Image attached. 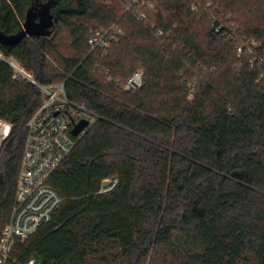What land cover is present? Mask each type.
Wrapping results in <instances>:
<instances>
[{
  "label": "trees",
  "instance_id": "1",
  "mask_svg": "<svg viewBox=\"0 0 264 264\" xmlns=\"http://www.w3.org/2000/svg\"><path fill=\"white\" fill-rule=\"evenodd\" d=\"M47 2L51 35L0 45L4 60L40 85L64 83L70 101L102 120L48 181L64 204L7 264H264V0H156L127 13L125 0H0V31L16 34ZM113 25L123 35L106 56L90 53L89 32ZM4 60L0 239L24 128L41 104ZM138 70L141 88L124 92ZM111 178L117 188L100 194Z\"/></svg>",
  "mask_w": 264,
  "mask_h": 264
},
{
  "label": "built area",
  "instance_id": "2",
  "mask_svg": "<svg viewBox=\"0 0 264 264\" xmlns=\"http://www.w3.org/2000/svg\"><path fill=\"white\" fill-rule=\"evenodd\" d=\"M156 0H125L124 13L134 8L153 10ZM198 10V5L193 11ZM138 21H143L145 15H140ZM123 35L115 25L110 28L95 29L89 32L88 46L90 53L101 51L106 56L112 43ZM159 32L157 36H161ZM249 44V43H248ZM242 53V47L238 48ZM0 59L4 60L0 51ZM255 54L249 60V67L256 65ZM13 71V79H22L35 85L41 94V104L35 114L25 125L26 137L23 155L16 183L14 203L8 223L5 225L0 239V264H7L15 244L23 242L36 233L39 228L50 223L64 204V199L49 185L52 174L65 162L75 148L78 140L102 118L83 105H78L68 99L64 83L54 86L38 84L17 62L4 60ZM260 61H264L260 59ZM143 82V71H136L122 87L124 92L138 91ZM193 87V85H192ZM192 94L189 95V98ZM87 122L86 128L73 137L71 131L80 122ZM6 126L4 135L8 136L10 125ZM100 194L115 190L119 184L117 178L104 180ZM14 237H20V241ZM29 264H34L30 262Z\"/></svg>",
  "mask_w": 264,
  "mask_h": 264
},
{
  "label": "water",
  "instance_id": "3",
  "mask_svg": "<svg viewBox=\"0 0 264 264\" xmlns=\"http://www.w3.org/2000/svg\"><path fill=\"white\" fill-rule=\"evenodd\" d=\"M51 2L42 5L35 13V8L27 11L21 30L13 35H6L0 31V45L4 47L15 46L27 37H48L51 35L53 27L52 16L50 14ZM87 126V122H80L71 131L73 137H77ZM106 184L102 183V187ZM20 241V237H14Z\"/></svg>",
  "mask_w": 264,
  "mask_h": 264
},
{
  "label": "rangeland",
  "instance_id": "4",
  "mask_svg": "<svg viewBox=\"0 0 264 264\" xmlns=\"http://www.w3.org/2000/svg\"><path fill=\"white\" fill-rule=\"evenodd\" d=\"M37 9H35V13H36ZM24 22V21H23ZM54 29H52V32H53ZM58 33V37H60L61 39V43L62 45L64 46L62 49H61V52H63L64 54L66 53V46L68 45V43L70 42V38H69V34L66 30H62V29H59V31L57 32ZM247 42V41H246ZM249 50H252L253 47H255V43L254 42H250L249 41ZM254 52V51H253ZM54 85H57V84H53L51 86H54ZM6 126H1L0 125V148L4 142V140L8 137V136H5L4 135V129H5Z\"/></svg>",
  "mask_w": 264,
  "mask_h": 264
}]
</instances>
